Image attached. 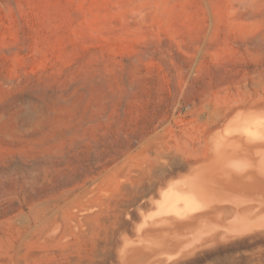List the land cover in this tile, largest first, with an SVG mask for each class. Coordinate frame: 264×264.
<instances>
[{
  "label": "rangeland",
  "instance_id": "obj_1",
  "mask_svg": "<svg viewBox=\"0 0 264 264\" xmlns=\"http://www.w3.org/2000/svg\"><path fill=\"white\" fill-rule=\"evenodd\" d=\"M246 96H264V0H0V264H103L145 132L190 140L192 104ZM80 191L70 213H97L88 234L72 216L43 229ZM232 237L167 264H264L263 228Z\"/></svg>",
  "mask_w": 264,
  "mask_h": 264
},
{
  "label": "bare ground",
  "instance_id": "obj_2",
  "mask_svg": "<svg viewBox=\"0 0 264 264\" xmlns=\"http://www.w3.org/2000/svg\"><path fill=\"white\" fill-rule=\"evenodd\" d=\"M187 112L196 115L198 126L196 135L190 140L169 138L166 127L160 123L148 130V133L145 132V136L142 134L144 137L141 141L138 140L140 142L138 147L141 150L136 153L139 151L140 155L144 153L143 157L137 163L130 158L131 163H128L127 168L132 174L131 182L129 181L131 184L129 188L121 185L123 186L121 188L125 189L122 195L124 197L125 194L128 195L127 199L132 196L138 200L137 197H140L138 201L134 200L131 203L138 211L132 210L133 214H139L138 224H134L135 220L132 219L135 226L131 228L133 230L131 234L135 232L132 234L135 235V239L131 240L133 237L127 235L128 231L124 234L128 221L127 219L126 223L124 222L127 212L125 208L131 205L128 207L123 205L122 213L119 209L112 221L109 217L117 227V229L114 227L116 231L110 229L115 233L111 234L109 241L106 232L109 243L105 241L99 245L100 247L98 243L95 245L98 247L93 246L94 250L96 249L93 258L96 256L102 259L109 255L113 264H167L179 256L185 257L193 249H200L198 247L203 245H210L223 238L226 240V237H237L250 230L264 229V96H246L235 101L209 100L205 101L199 110L192 104ZM123 165L118 169H125ZM113 171L115 172L114 169ZM115 178L117 180L120 175H116ZM82 191L70 200H65L55 211H47L44 221L39 223L43 225V229L46 226L47 228L53 226L58 218L69 220L72 216L77 226L86 227V230H83L88 234L87 228L97 220V213L93 210L92 212L87 205L80 207L77 215L70 213L71 204L77 202L87 190ZM115 200L117 198L113 201ZM130 214L127 212L126 215ZM99 218L101 219H98V222L103 220L102 216ZM65 229L64 227V234ZM55 230L57 232V229ZM53 235L52 239L55 237ZM68 248L70 249V247L66 249ZM105 258L104 262L102 260L99 263H107ZM181 259L184 260L183 257ZM107 260L110 261V258ZM85 264L97 263L89 259Z\"/></svg>",
  "mask_w": 264,
  "mask_h": 264
}]
</instances>
